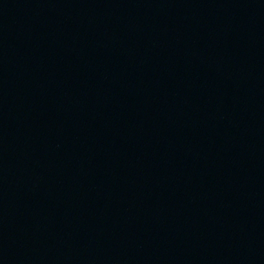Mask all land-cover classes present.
Returning <instances> with one entry per match:
<instances>
[{"label":"water","instance_id":"obj_1","mask_svg":"<svg viewBox=\"0 0 264 264\" xmlns=\"http://www.w3.org/2000/svg\"><path fill=\"white\" fill-rule=\"evenodd\" d=\"M0 264H264V0H0Z\"/></svg>","mask_w":264,"mask_h":264}]
</instances>
